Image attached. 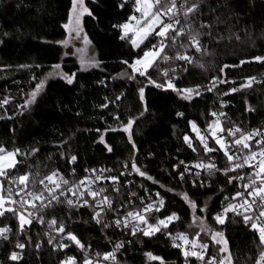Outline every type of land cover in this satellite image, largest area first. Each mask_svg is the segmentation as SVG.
Segmentation results:
<instances>
[{
	"label": "trees",
	"instance_id": "trees-1",
	"mask_svg": "<svg viewBox=\"0 0 264 264\" xmlns=\"http://www.w3.org/2000/svg\"><path fill=\"white\" fill-rule=\"evenodd\" d=\"M121 2L86 0L95 19L85 15L83 28L96 51L99 65L81 70L79 62L74 57L65 56L63 46L57 43L67 36L62 24L67 22L70 0H0V40L3 41L0 43V100L9 98V103L0 108V117H12L0 119V144L9 150L19 148L21 153L39 149L16 170L21 174L26 170L33 174L39 171L37 179L52 170L68 172L70 169L78 173L85 169H110L107 171L110 175L121 176L127 164L131 175L121 176L123 197H130L131 192L138 190L144 194L146 188L157 191L165 205L162 216L172 212L179 216V220L167 229L145 237L142 234H121L110 228L102 230L101 225L92 220L93 210L89 207L68 208L66 204H57L45 213L46 219L53 216L62 219L66 230L72 231L91 254L99 253L101 259L103 253L113 251L115 244L123 242L124 246L116 253L117 260L123 264H160V261L149 260L145 256L147 252L161 257L164 264H184L180 249L170 244L168 233L184 232L193 238V234L199 231L189 227L195 215L204 219L208 229L224 232L233 264H253L259 251L258 235L243 224L242 217H226L224 225L213 219L235 194L238 180L229 184L221 172L200 178L194 171L186 173L185 166L189 168L192 163L202 160H212L220 169L227 166L221 151L204 153L203 145L195 138L189 124V121L195 122L201 134L208 136L209 146L218 148L207 128V124L215 120L210 113L216 108L226 114L227 128L236 125L245 130H264V63L253 60L256 55H264V0H253L252 4L248 0H232L231 9L217 8L216 13L200 17L212 24V35L201 38L205 51L198 53L194 48L188 49L187 54L194 57L192 64L174 61L171 65L177 68V88L201 86V95L190 101L181 99L171 89L148 84L147 78L139 74L133 80L128 78L131 69L122 61L131 62L137 54L142 55L144 45L133 48L131 34L121 39L122 29L113 27L134 14L132 0L124 8L119 7ZM222 2L208 0L213 8ZM233 9L239 13V18L232 14ZM203 10L208 12L207 7ZM216 16L223 23L217 22ZM4 33L8 35L4 36ZM233 33L240 39L237 40ZM241 60L246 63L240 64ZM55 64L61 65L63 73H76L71 85L57 76L52 67ZM160 67L169 65L161 63ZM183 68L187 71H182ZM150 71L153 80L162 82L157 70ZM248 76H255L260 82L251 89L222 95L231 87H239ZM213 77L229 83H217V87L208 92L206 89L211 87ZM41 79L45 80V85L36 102L19 115L21 109L17 106L24 103L27 94ZM140 86H145L143 101L139 97ZM245 100L255 111H245ZM104 104L108 106L101 107ZM177 112L183 115L178 117ZM129 118H134L131 131L135 149L128 141V133L122 131ZM185 134L190 136L196 151L184 142ZM101 136L104 143L100 142ZM105 144L111 147V152ZM72 155L77 157L74 163L69 162ZM18 159L23 160L24 156ZM133 159L146 176L132 170ZM181 173H184L183 179ZM149 176L152 179H148ZM206 180L210 185L201 186ZM184 193L196 202L195 212L184 201ZM205 208L206 211H200ZM5 224L12 226L14 231L8 241L0 240V260L4 261L16 249L17 240L26 247L22 261L4 264H60L71 253L77 256V264H83V257L75 247L67 251L53 250L45 235L47 224L34 221L26 233L20 235H17L14 218L2 217L0 227ZM200 236L202 242H209L210 253H215L217 249L210 243V233H201ZM37 243L39 248H36ZM189 264H196L195 259L190 258Z\"/></svg>",
	"mask_w": 264,
	"mask_h": 264
},
{
	"label": "snow or ice",
	"instance_id": "snow-or-ice-1",
	"mask_svg": "<svg viewBox=\"0 0 264 264\" xmlns=\"http://www.w3.org/2000/svg\"><path fill=\"white\" fill-rule=\"evenodd\" d=\"M129 0H122L119 5L120 8H124ZM133 3V15H130L124 23L113 25V27H119L123 31L121 39L128 36L131 33V44L133 48H140L144 45L142 55L137 54L131 62L122 61L128 68L131 69V75L128 76L130 80L135 79V75L146 77L148 84L154 85L160 89H171L184 100L190 101L194 96H200V85L195 88H177L175 75L177 68L171 66L174 61H183L185 64H192L194 57L188 55V49H195L196 52H204L205 46L202 45L201 38L205 35L211 36L212 24L207 23L200 19V17L208 14H214L217 8H232V0H223L222 3H218L216 8H213L208 0H132ZM249 4L253 3V0H248ZM208 8V12H204V8ZM138 13L139 15H136ZM233 15L239 18V13L232 11ZM87 15L95 19L93 12L86 6L85 0H70V6L67 11V22L62 24V28L68 34V36L57 43L67 48L70 39L80 38L83 32L82 18ZM217 22L223 23L219 16L215 17ZM208 31H205V30ZM8 33H4L7 36ZM236 39L240 37L233 33ZM156 42L153 43L152 41ZM83 41L85 44L90 43L86 34L83 35ZM147 41V43H146ZM3 41L0 40V43ZM183 49V51H181ZM78 51H82L78 49ZM171 52V54H170ZM67 55V53H65ZM253 60L259 63H264V55H256ZM81 70H86L87 67H95L99 65V61H96L93 57L90 60L81 58ZM161 63L168 64L169 67H160ZM246 61L241 60L240 64H244ZM203 67V65H200ZM20 67H30L29 65H21ZM36 67H40L37 65ZM56 71V74L60 76L67 84L73 83L76 73H63L60 72V64L52 66ZM224 67H229L225 65ZM157 70L159 76L162 78V82H157L151 78V71ZM182 71H187V68H183ZM223 71V68L221 69ZM35 79V77H33ZM257 77L248 76L244 79V82L239 87H231L228 92H224L222 95H229L230 93H236L243 89H251L257 83H259ZM217 83H229L227 80H219L218 77H213L211 87H208L206 91L211 92L213 88L217 87ZM232 83H235L234 81ZM45 80L41 79L39 83L35 85V88L27 94L22 105L17 107L21 109L18 113L23 115V110L29 108L36 102V98L43 90ZM140 100H144L145 86H140L139 89ZM119 99V97H117ZM9 103V98L5 97L0 100V108H3ZM245 111L253 112L255 109L248 104L245 100ZM107 104L101 105V107H107ZM221 107H224L221 102ZM147 109L145 108V111ZM143 115V112L141 113ZM178 117L183 113L177 112ZM211 116L217 117L211 123L207 124L209 135L214 140L215 145L218 148L210 147L208 144V136L202 135L201 130L197 124L193 121H189L192 131L196 134V139L203 145L204 153L221 151L226 157L227 166L223 169L217 167L216 163L212 160L205 163L199 161L193 165L197 169H202L211 175L213 172H221L227 177L228 183L232 184L234 181L239 180L241 184L237 186L235 194L231 197V200H239L238 203H228L227 207H223L220 213H217L213 219L217 224L224 225L225 218L229 212L234 213L238 218L242 217V222L250 230L254 231L258 235V254L254 258L253 264H264V130L253 129L247 131L240 126L233 125L225 129L222 126V122L219 117H223L226 114L224 112H211ZM12 119L11 116L0 117V119ZM118 119V117H115ZM134 118H129L127 123L122 126V131L128 133V141L132 144V148L135 149L136 145L132 142V126ZM116 131V129H111ZM229 137L231 139H226ZM259 137V139H255ZM184 142L193 151L196 149L193 147L191 138L185 134ZM101 143H104L103 136L100 139ZM67 143V141H62ZM253 144L258 148L254 149ZM105 147L109 152L112 151L111 147L105 144ZM39 151L37 148H32L30 152L21 153L19 148H13L9 150L4 145L0 144V217L7 219L9 216L15 219L17 223L16 232L17 235L25 234L26 230L30 228L34 221L41 225L47 224L48 228L55 233L64 234L61 236V240H68L73 242L80 250L85 249V245L73 234L72 231L66 230L65 222L62 219H58L53 216L50 219H46L45 213L50 208H54L57 204H66L68 208L77 207H89L92 208V220L101 225L102 230L110 227L117 228H130L131 234L136 236L137 232L142 233L145 237H150L160 232L162 229H167L169 224L176 220H179V216L176 212H172L170 215L165 216L162 219H157L156 223H150L148 214L152 212H159L163 207L164 201L160 199L156 203H149L139 211H127L123 217H117L111 222L106 221V216L109 212H117L118 209L114 208L113 200L108 195H103L105 189L103 187L98 190L93 189L87 181L88 177L80 180L78 183L71 184L60 175L58 170H52L50 173L43 175L42 178L37 179L40 176L39 171L33 174L31 171H24L22 174L16 171L19 167H23L29 156L34 157ZM64 153H61L63 156ZM24 156V159H18V157ZM51 159V157H49ZM77 160L75 155L70 156V163H74ZM183 163V161H181ZM125 164V168H127ZM31 166L29 165V168ZM131 168L134 172L140 176H146L144 171L137 166L133 159ZM247 171H238L244 170ZM85 171H89L85 169ZM93 174L96 170H91ZM102 173L111 171L110 169H101ZM189 171V168L185 166V172ZM229 173H237L236 175H229ZM125 173L121 172L123 176ZM199 177L200 173H196ZM102 177L100 175H94L92 183L99 181ZM106 180H110L115 184L119 177L108 176L103 177ZM152 179V177H147ZM180 178H184V173L180 174ZM247 182H244V181ZM5 181L9 185L5 188ZM36 184L41 187L37 189ZM203 186V185H201ZM83 188L84 191H80ZM242 189V190H241ZM118 192L117 187L112 189ZM65 191L72 194L73 198H69L65 195ZM135 194H133L134 196ZM159 194L157 193V196ZM184 201L189 207L196 211L197 204L191 200L187 193L182 194ZM61 197L64 199L62 200ZM85 197H91V201ZM227 200L228 197H225ZM143 203V201H142ZM123 207V205H121ZM200 211H206L200 209ZM143 225V227H141ZM189 227L198 228L199 231L193 234V238H190L189 234L184 232H177L174 236L171 232L168 235L173 240V247L180 249L183 257L184 264H189L190 258H195L200 264H233V256L228 248V240L222 230L208 229L203 218L193 216L192 222ZM12 232V228L7 224L0 227V239L3 241L9 240V234ZM201 233H210V243L212 245L219 246L215 253L208 252L209 242H202ZM48 236V243L53 245V250H63L68 247L67 243L54 244V237L45 232ZM177 241H179L177 243ZM124 246L123 242H119L114 246L113 251L103 253L104 261H116V252ZM26 245L17 240L15 244L16 249L21 251H11L8 255V260L13 262H20L23 259V250ZM40 244H36V248H39ZM223 254V255H221ZM97 256H100L97 253ZM145 256L151 261H160V264H164L161 257L155 256L151 252L145 253ZM207 257V258H206ZM60 264H77V260L74 256H68L60 261ZM83 264H100L99 260L89 259L86 254L83 260Z\"/></svg>",
	"mask_w": 264,
	"mask_h": 264
},
{
	"label": "built area",
	"instance_id": "built-area-1",
	"mask_svg": "<svg viewBox=\"0 0 264 264\" xmlns=\"http://www.w3.org/2000/svg\"><path fill=\"white\" fill-rule=\"evenodd\" d=\"M136 75H138V74H136ZM214 112H221V110L216 108ZM215 119H217V117H215ZM219 119L222 122V126L225 129H227V126L225 124L226 117L225 116L219 117ZM253 129H259V128H250V129H246V130L247 131H251ZM226 139H231V138L226 137ZM255 139H259V137H256ZM252 146H253L254 149L258 148V146L255 145V144H253ZM202 161L207 163V161H204V160H202ZM197 162H199V161H197ZM197 162L192 163V165L189 166V171L188 172L194 171L195 175H196L197 172H199L200 173V175H199L200 178L201 177L202 178L206 177L208 175V172H206V171H204L202 169H197V168L193 167V165L196 164ZM238 171H247V169L238 170ZM122 172L125 173L124 175H129V176L131 175V173L129 171V166H127V168L124 167V170ZM188 172H186V173H188ZM59 173H60V175H62L65 179H67L70 182L69 186H71V184L78 183L80 180H83L85 177H88L89 180L87 181V183H89L90 186L93 189L98 190L99 188L103 187L106 190L105 193H103V195H108L113 200L114 208L118 209V213L117 212H109L107 214V216H106V221L107 222H111L113 219H115L117 217H123L127 211H133V210L139 211V210H141L144 207V205L149 204V203H156V202H158L160 200L159 196H157V193H158L157 191H149L147 188H146V190H144V194H142L141 191L138 190L136 192H131L130 193V197H127V198L123 197V194H122L123 191H122V188H120V180H122L121 176H119V175H110L109 173H107V171L102 173L100 170H96V173L93 174V172L91 170H89L87 172L84 171L83 173H78L75 169H70L68 172H59ZM94 175H100L102 178L99 181H96L95 183H92V180L94 179ZM108 176H117V177H119V180L115 184H113L112 181L106 180V179L103 178V177H108ZM244 182H247V181L245 180ZM206 183L208 185H210L209 184V180L203 181L201 183V185H205ZM240 184H241V181L238 180V185H240ZM127 185H129V182H127ZM8 186L9 185L5 181V188H7ZM139 186H140V188H142L141 185H139ZM35 187L37 189H39L41 186L38 184ZM113 187H117L119 189V191L118 192L113 191L112 190ZM80 191H84V189L81 188ZM133 194H135V195L133 196ZM65 195L68 196L69 198L75 199L74 197H72V194L67 192V191H65ZM85 198H87V199H89L91 201V197H85ZM61 199H64V198L61 197ZM142 201H143V203H142ZM238 202H239V200H236V201L230 200L228 203H238ZM121 205H123V207H121ZM227 205H225L224 207H227ZM164 206L165 205H163V207L160 208L159 212H155L154 211L151 214H148V219H149L150 223L154 224V223H156V220L158 218L162 219V218L165 217V216H162V211L164 209ZM81 208H88V207L85 206V207H81ZM221 211H222V209L220 210V212ZM233 215H234V213L229 212L226 217L233 216ZM1 218L2 217H0V219ZM9 227L12 228V232L10 233V234H12L13 231H14V228L12 226H9ZM141 227H143V225ZM110 229L118 230V232H120L121 234L122 233H129L131 236H133L131 234L130 228L125 229V228H117V227L113 226V227H110ZM47 232H49V234L55 238L54 242H53L54 244H58V243H67L68 244V247L63 249V250L67 251V250H70V248L75 247L76 250H77V253H79V255L81 254V256L83 257V260H84L85 255L87 254L89 259H92L94 261L95 260H99L100 264H123L120 261H118L117 258H116L115 262H113V261H104L103 258L102 259L100 258V256H97L95 254H91L90 251L87 248H85L83 251L80 250L79 248L76 247V245L73 242L68 241L66 239L61 240V236L64 235V234H59L58 235L57 233H55L54 231L50 230L49 228H48ZM139 234H142V233L137 232L136 235H139ZM150 237H152V236H150ZM0 240H2V239H0ZM178 242L179 241H177V243ZM170 244L173 246V240H172L171 237H170ZM14 250L18 251V252L21 251L20 249H14ZM208 252H210L209 249H208ZM8 255L6 256V259L4 261L2 259L0 260V264H4L3 262H6V263L10 262V260H8ZM23 255H24V250H23ZM68 256H74L76 258L77 262H78V258H77V256L75 254L71 253ZM195 262H196V264H200L199 261L195 260Z\"/></svg>",
	"mask_w": 264,
	"mask_h": 264
},
{
	"label": "rangeland",
	"instance_id": "rangeland-1",
	"mask_svg": "<svg viewBox=\"0 0 264 264\" xmlns=\"http://www.w3.org/2000/svg\"><path fill=\"white\" fill-rule=\"evenodd\" d=\"M85 3H86V0H85ZM136 15H139V14L137 13ZM83 18H82V27H83ZM84 34H85V32H84V28H83V32L81 33L80 38L70 39L68 47L67 48L63 47L64 48V55H65V53H67V55H65V56L74 57L79 62L80 65H81V63H80L81 58H83L85 60H90L94 57L95 60L98 61L96 51H95L93 45L91 44V42L88 44L84 43V41H83V35ZM67 36H68V34H67ZM78 49H80L82 51H78ZM92 68H94V67H87L86 70H90ZM59 71L63 72L60 69H59ZM57 76H59V75H57ZM215 247H216V249H218L219 246L215 245ZM221 255H223V254H221Z\"/></svg>",
	"mask_w": 264,
	"mask_h": 264
}]
</instances>
